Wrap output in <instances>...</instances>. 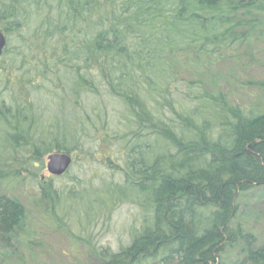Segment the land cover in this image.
<instances>
[{"label": "trees", "instance_id": "obj_1", "mask_svg": "<svg viewBox=\"0 0 264 264\" xmlns=\"http://www.w3.org/2000/svg\"><path fill=\"white\" fill-rule=\"evenodd\" d=\"M260 4L0 0V189L51 153L100 155L110 179L70 200L89 219L122 203L141 219L119 250L91 246L97 264H264L241 208L264 189V103L206 71L251 46ZM36 182L37 206L55 212L58 191ZM30 233L24 205L0 193V239Z\"/></svg>", "mask_w": 264, "mask_h": 264}, {"label": "rangeland", "instance_id": "obj_2", "mask_svg": "<svg viewBox=\"0 0 264 264\" xmlns=\"http://www.w3.org/2000/svg\"><path fill=\"white\" fill-rule=\"evenodd\" d=\"M254 13L256 27L251 46L242 49L237 57L227 56L224 60L204 66L208 67L206 71H210L211 87L221 89L235 100L251 101L249 99L254 97L264 103L263 93L254 84L247 86L249 81L264 80V0ZM104 149L108 150L107 147ZM71 157L70 168L61 176H53L47 171L46 156L42 167L30 168L29 173L23 172L22 179L9 189H0V193L24 205L31 230L28 238L21 236L8 244L0 239V264H97L94 256L88 252L91 246L117 251L129 242L131 229L139 225L140 209L130 203L103 211L95 206L91 218H87L84 196V200L76 203L70 200L69 191L81 193L99 187L112 174L100 155L92 159L73 154ZM117 177L118 174H115L114 179ZM36 180L46 185L51 183L58 191L60 196L55 212L45 211L44 202L37 206ZM241 206L246 225L258 235L260 243L264 242V189L245 195Z\"/></svg>", "mask_w": 264, "mask_h": 264}, {"label": "water", "instance_id": "obj_3", "mask_svg": "<svg viewBox=\"0 0 264 264\" xmlns=\"http://www.w3.org/2000/svg\"><path fill=\"white\" fill-rule=\"evenodd\" d=\"M6 45V37L0 30V58ZM72 163L70 154L54 152L47 156L46 169L53 176H61L68 171Z\"/></svg>", "mask_w": 264, "mask_h": 264}]
</instances>
